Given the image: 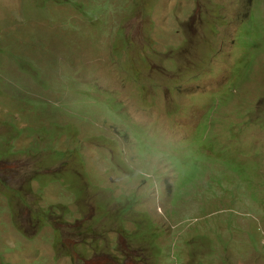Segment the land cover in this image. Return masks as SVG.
I'll list each match as a JSON object with an SVG mask.
<instances>
[{"label": "rangeland", "instance_id": "1", "mask_svg": "<svg viewBox=\"0 0 264 264\" xmlns=\"http://www.w3.org/2000/svg\"><path fill=\"white\" fill-rule=\"evenodd\" d=\"M0 264H264V0H0Z\"/></svg>", "mask_w": 264, "mask_h": 264}, {"label": "clouds", "instance_id": "2", "mask_svg": "<svg viewBox=\"0 0 264 264\" xmlns=\"http://www.w3.org/2000/svg\"><path fill=\"white\" fill-rule=\"evenodd\" d=\"M121 159L127 173L120 179L144 199L160 195L165 186L164 158L151 140L142 136L131 138L130 146L122 149Z\"/></svg>", "mask_w": 264, "mask_h": 264}, {"label": "trees", "instance_id": "3", "mask_svg": "<svg viewBox=\"0 0 264 264\" xmlns=\"http://www.w3.org/2000/svg\"><path fill=\"white\" fill-rule=\"evenodd\" d=\"M204 140V139H203ZM202 139L200 140V142L198 143V144H196V145H201V148H199V149H197V150H194L193 152H198V151H200V152H202V153H204V151L202 150V149H204L205 148V146H204V141H203ZM180 153L175 149V151H174V153L173 154H171L170 155V157H169V159L171 160V161H173V158L174 157H176V156H178ZM186 155H190V154H186ZM204 155H206L205 153H204Z\"/></svg>", "mask_w": 264, "mask_h": 264}]
</instances>
